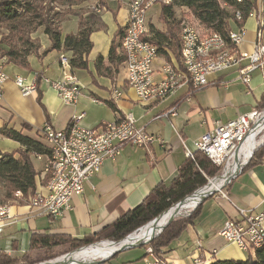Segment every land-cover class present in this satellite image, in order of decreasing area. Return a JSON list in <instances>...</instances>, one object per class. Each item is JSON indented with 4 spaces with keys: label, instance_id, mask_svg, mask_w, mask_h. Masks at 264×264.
I'll return each mask as SVG.
<instances>
[{
    "label": "crops",
    "instance_id": "0c3cea01",
    "mask_svg": "<svg viewBox=\"0 0 264 264\" xmlns=\"http://www.w3.org/2000/svg\"><path fill=\"white\" fill-rule=\"evenodd\" d=\"M106 2L107 6L97 15L101 27L95 26L91 36L93 50L87 57L86 69H73L70 65L69 69L62 68V56L69 60V64L73 59L72 53L63 51H54L40 58L31 56L28 58V68L8 64L5 58L0 59V62H4L5 71L9 76L7 82L0 84V130L6 126L12 127L47 148L42 135L45 126L63 131L73 119L85 114L80 125L92 130L99 128L103 123L117 122L127 114H132L137 126L160 138L163 145L159 141L146 148L134 144L125 145L117 160H106L101 172L85 184L84 193L72 199V210L58 219L45 216L33 218L25 203L20 201L9 205L12 218L0 236V254L15 259L30 257L32 260H35V254H48L45 250H31L30 243L34 235L60 236L75 240L96 236L141 205L157 185H170L188 159L186 149L196 153L195 143L211 132L216 123H229L239 115L264 107L263 75L254 72L251 86L247 88L240 81L237 69L211 76V86L195 93L186 87L163 101H139L132 88L126 84V64L119 61L122 56L124 58L120 44L128 19L129 0ZM258 4L257 2V9ZM159 9L158 12L151 15L149 12L148 15L150 38L153 37V32H162L165 29L162 24L161 27L157 25L161 16V7ZM178 12V18L183 16L182 27L186 24L185 21L191 18L192 25L197 30L209 32L191 14H185L182 10ZM240 27L245 30V41L241 49L251 52L259 30L257 17H250ZM240 27L231 24L233 31L239 30ZM78 31L79 20L77 30L68 34H77ZM262 42L264 43V31ZM113 46L117 47V56L111 60L109 54ZM169 58L170 61L159 56L155 62L156 81L162 78L160 73L165 61L180 63L171 53ZM37 73L41 75V81L38 83ZM68 75H72L83 86L79 101L74 106L64 105L57 92L42 81L48 78L51 81H61ZM16 77L23 78L26 85L35 83V93L23 96L14 82ZM115 90L123 93V96L114 99ZM109 103L114 105L115 110ZM172 108L177 109V115L163 117L162 114ZM24 124L31 126L33 131L23 129ZM37 131L40 133L37 134ZM1 138L3 137L0 136ZM16 144L17 149H20L21 146ZM263 149L264 146L260 151ZM0 151L7 152L2 149ZM39 162L42 163V168L40 171L36 170L38 173L43 170L45 161ZM249 164L231 180L222 196L207 199L202 204V210L193 222L171 244L169 252L162 255L169 264L245 261L250 255H254V252L245 253L239 250L237 246L219 236L227 221L241 219L239 210H254L264 201V155H257ZM43 186L44 183L37 176L36 190L43 191ZM61 250L62 248H55L52 251L60 253Z\"/></svg>",
    "mask_w": 264,
    "mask_h": 264
},
{
    "label": "built area",
    "instance_id": "2783aa9c",
    "mask_svg": "<svg viewBox=\"0 0 264 264\" xmlns=\"http://www.w3.org/2000/svg\"><path fill=\"white\" fill-rule=\"evenodd\" d=\"M263 1L257 0L260 11L256 8L251 14V17H257L259 26L253 51L241 49L245 41L243 27L237 31L231 30L225 38L212 31L201 32L186 23L181 30L180 63L165 61L160 73L162 78L156 81L154 64L159 55L157 46L149 41L148 15L154 6H169L173 0H129L128 19L121 39V50L126 59L127 86L132 88L141 102L163 101L186 87L193 93L201 91L211 86V76L237 69L240 81L250 88L254 72H260L264 78ZM90 8L96 14L104 10L96 5ZM236 17L241 22L239 13ZM60 63L62 68L69 69V60L65 56L60 58ZM7 80L9 76L5 64L0 62V84ZM42 81L57 92L64 105H77L83 86L72 75L61 81H51L49 78ZM14 82L23 96L35 93L37 89L35 83L26 85L20 77H16ZM122 96L123 93L118 90L113 92L114 99ZM162 115L165 118L174 117L177 109L172 108ZM84 116L82 114L73 119L63 131L50 126L43 129L48 153L36 156L37 160L45 161L43 170L38 174L44 183L43 191L36 190L34 196L29 198H25L21 192L14 195L16 202L25 203L33 218L45 216L58 219L71 211L72 199L84 193L85 184L101 172L106 160H117L125 145L146 148L155 141L163 145L160 138L138 127L132 114L117 122L103 123L92 130L80 125ZM263 146L264 107L239 115L229 123H216L211 132L195 143L196 152L202 153L216 168H222L223 173L235 162L244 160L242 171ZM186 154L188 158L194 157V153L188 149ZM239 215L240 220L225 223L219 236L245 253L261 249L264 246V201L254 210H239ZM11 218L10 206L0 205V236ZM147 255L151 257L148 264H169L162 257L159 258L153 249L149 248Z\"/></svg>",
    "mask_w": 264,
    "mask_h": 264
},
{
    "label": "trees",
    "instance_id": "16d2710c",
    "mask_svg": "<svg viewBox=\"0 0 264 264\" xmlns=\"http://www.w3.org/2000/svg\"><path fill=\"white\" fill-rule=\"evenodd\" d=\"M90 1L0 0V26L8 32V36L5 37L4 35L0 41V59L6 58L8 64L12 63L28 68V58L31 56L40 58L54 51H63L72 53L73 59L70 61V66L73 69H86L88 67L87 57L93 50L91 36L98 18L89 6ZM256 3L257 0H241L240 2L238 0H173L169 6L160 5L161 16L159 21L165 29L162 32H153L154 35L149 41L157 46L159 56L166 57L170 61L169 53H171L180 61L183 16L178 18V11L182 10L185 11V14H191L206 30L226 38L232 30L231 24L234 23L238 27L244 25L256 9ZM106 6V0H97L96 7L103 8ZM237 13L241 15V22L237 20ZM61 14L78 18L79 31L77 34L63 36L57 23ZM262 16L264 20V9ZM40 28L43 29L50 42V46L41 54L32 43L23 38L26 33H31V31ZM15 40L21 43L22 49H17V45L14 44ZM6 42H8L9 49L2 48ZM109 55L111 60L116 58L117 47L113 46ZM125 60V57L124 59L119 58L120 63L125 62ZM36 78L37 83L41 81L40 73H37ZM109 106L115 110L113 104L109 103ZM23 129L33 131V128L27 124L23 125ZM39 133L40 131H37V134ZM0 136L21 146L13 153L0 151V183L3 184V190H5L4 198L7 201H15L14 195L17 192H21L25 198L34 196L37 189L36 177L39 173L36 171L32 159L35 156L47 154L48 149L41 142L24 136L21 131L12 127L6 126L1 129ZM260 149L255 153L250 164L257 155L259 157L264 155V149L261 151ZM221 171L222 168H216L202 153L196 152L193 158H188L180 167L177 178L170 185L164 183L157 185L141 205L126 213L112 225L97 233L96 236L91 235L83 240H75L60 236L34 235L30 243L31 250H45L46 253H49L55 248H62L63 253L69 254L70 251L95 245L102 240L123 241L196 191L206 187L208 180L219 176ZM201 207L202 205L198 207L196 213L189 220L171 223L159 238L150 243V247L156 255H166L169 252L171 244L193 222L202 210ZM180 217L182 216L176 217L173 221ZM58 255L59 252L52 255H42L35 261L30 257L15 259L0 254V264H36L54 259ZM213 264H264V246L255 250L254 255H250L245 261H218Z\"/></svg>",
    "mask_w": 264,
    "mask_h": 264
},
{
    "label": "rangeland",
    "instance_id": "374dc122",
    "mask_svg": "<svg viewBox=\"0 0 264 264\" xmlns=\"http://www.w3.org/2000/svg\"><path fill=\"white\" fill-rule=\"evenodd\" d=\"M89 6L90 7H93L94 5H97V0H91L89 2ZM160 7L158 5L154 6L151 10H150V15L152 13H155V12H158L160 9ZM178 14L180 15V13L178 12ZM98 15V14H96ZM184 15V14H182ZM185 16V15H184ZM99 20V19H98ZM186 23H189V24H192L193 20L190 18L189 20H186L185 21ZM57 23H58V26L61 28L62 30V34L63 35H67L68 33L70 32H73L74 30H77V25H78V18L75 17V16H65L63 14L59 15L58 17V20H57ZM162 23H157L158 27H161ZM100 22L97 21V24H96V28H99L101 27L100 26ZM5 35L8 36V32L7 30L4 28V27H1L0 26V41L3 39V36ZM23 38L26 40V41H29L30 43L33 44L34 48H36V50L41 54L43 53L49 46H50V42L48 40V38L46 37V35L44 34L43 32V29H36V30H33L31 31V33H26ZM97 39V37H96ZM8 42H6V44H3L2 45V48L3 49H9V46L7 45ZM14 44L17 45V49L20 50L22 49V46H21V43H18L16 40L14 41ZM120 47H121V44H120ZM6 59V58H5ZM122 59L123 56H122ZM18 148V145L16 144V142H13V141H10L5 139V138H1L0 139V149L2 150H6L7 152L9 153H13L15 152ZM33 163H34V166H35V169L37 171H40L41 168H42V163L37 161L36 158H33ZM229 173L228 170H226L224 173H223V169L222 171L220 172L219 176L222 177L223 175ZM217 176V177H219ZM217 177L213 178V179H209L208 180V184H209V181H213L214 179H216ZM219 177V178H220ZM218 180V179H217ZM231 183V182H230ZM230 183L223 188L222 191L218 192V194H216L214 197H220L222 196L226 189L229 187ZM3 184L0 183V205H11L13 203H17L16 201H7L5 198H4V195H5V190H3ZM209 199V198H208ZM21 202V201H20ZM203 204V203H202ZM201 204V205H202ZM198 210V207L196 209H193L192 212H190L189 214L187 215H184L180 218H178L177 220H175L174 222H178V221H186V220H189L195 213L196 211ZM173 222V223H174ZM149 226V225H148ZM162 234V233H161ZM159 238V236L157 237ZM156 238V239H157ZM155 240V239H154ZM153 240V241H154ZM106 241H110V240H102V241H99V244L103 243V242H106ZM110 242H113V241H110ZM98 244V243H97ZM189 245H192V243H189ZM193 246V245H192ZM85 247H88V246H85ZM177 247V245H176ZM84 248V247H83ZM152 249L150 247V244L148 245H145L143 247H137V248H133V249H129V250H126L124 252H120L114 256H112L110 254V258L106 260V262L104 264H148V262L150 261L151 257L147 255V250L148 249ZM81 249V248H79ZM79 249H76L74 251H77ZM74 251H70L69 254L73 253ZM180 252H182L181 249H179ZM53 253H55L54 251H51L50 253H48L47 255H52ZM67 252H64L63 253V250L60 251L59 255L57 257H55L54 259H51V260H46V261H42V262H39V263H36V264H45L47 262H51V261H54V260H57L61 257L64 258V256L66 255H69ZM37 256V257H36ZM42 256V255H41ZM159 258L162 257V255H157ZM40 256H38V254H35V261L39 258ZM41 258V257H40ZM102 258L103 257H93L92 259V262H89V261H84L83 264H94V262H98V261H102ZM163 258V257H162ZM62 259V258H61ZM164 259V258H163ZM26 264H29V263H26Z\"/></svg>",
    "mask_w": 264,
    "mask_h": 264
},
{
    "label": "bare ground",
    "instance_id": "6f19581e",
    "mask_svg": "<svg viewBox=\"0 0 264 264\" xmlns=\"http://www.w3.org/2000/svg\"><path fill=\"white\" fill-rule=\"evenodd\" d=\"M244 165V160H240L235 162L229 169L227 174L223 175L222 177H217L216 181H209V184L202 189L197 195L190 197L186 202L173 207L169 211H167L160 219L156 220L142 229L140 232L133 234L129 239L123 241L121 245H116L111 242H104L101 244H97L95 246L80 250L74 254L69 256H64L51 261L45 264H83L84 261L92 262L93 257H103L102 261L109 259L111 256L110 254H114L119 248L124 246H131L137 245L141 243H147L156 235H158L170 222H172L176 217L184 216L189 214L196 209L198 204L211 192L220 190L226 187L231 180L237 176L242 167ZM218 179V180H217ZM110 256V257H109ZM102 261L94 262V264H99Z\"/></svg>",
    "mask_w": 264,
    "mask_h": 264
},
{
    "label": "water",
    "instance_id": "95a60500",
    "mask_svg": "<svg viewBox=\"0 0 264 264\" xmlns=\"http://www.w3.org/2000/svg\"><path fill=\"white\" fill-rule=\"evenodd\" d=\"M233 180V179H232ZM205 187H203L202 189H204ZM202 189H200V190H198V191H196L193 195H191L190 197H193V196H195V195H197ZM223 190V188L220 190V191H222ZM216 194H218V192L217 191H214V192H211L210 194H208L206 197H204V199L198 204V206L197 207H199L202 203H204L208 198H210V197H212V196H215ZM190 197H187L185 200H183V201H181L180 203H178L177 205H175L174 207H176V206H178V205H180V204H182V203H184V202H186L188 199H190ZM196 207V208H197ZM166 213V212H165ZM165 213H163L160 217H162ZM160 217H158L157 219H155L154 221H152V222H155L156 220H158V219H160ZM151 222V223H152ZM174 221H172V222H170L169 224H166L167 226L158 234V235H156L154 238H152L150 241H148L147 243H141V244H137V245H131V246H124L123 245V247H121V248H119L112 256H114V255H116V254H118V253H120V252H124V251H126V250H129V249H133V248H137V247H143V246H145V245H148V244H150L154 239H156L158 236H160L161 235V233L171 224V223H173ZM151 223H149V224H151ZM148 224V225H149ZM147 225V226H148ZM146 227V226H145ZM145 227H143V228H141V229H139L138 231H136L135 233H138V232H140L142 229H144ZM135 233H133V234H135ZM133 234H131V235H129L126 239H124L123 241H125V240H127V239H129ZM123 241H119V242H111V243H113V244H116V245H121L122 243H123ZM106 242H110V241H106ZM104 243V242H103ZM99 244V243H98ZM96 245V244H95ZM91 246H94V245H91ZM91 246H88V247H84V248H81V249H79V250H77V251H74L73 253H71V254H74V253H76V252H78V251H80V250H83V249H86V248H89V247H91ZM71 254H69V255H71ZM69 255H66V256H69ZM62 258V257H61ZM106 262V260H104V261H102V262H100L99 264H104Z\"/></svg>",
    "mask_w": 264,
    "mask_h": 264
}]
</instances>
